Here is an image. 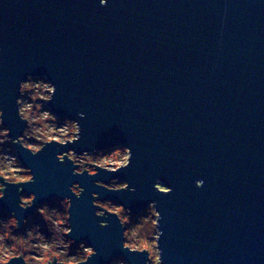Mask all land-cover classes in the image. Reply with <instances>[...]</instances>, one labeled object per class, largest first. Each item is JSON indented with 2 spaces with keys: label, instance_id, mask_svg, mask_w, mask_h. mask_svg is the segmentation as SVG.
I'll list each match as a JSON object with an SVG mask.
<instances>
[{
  "label": "water",
  "instance_id": "1",
  "mask_svg": "<svg viewBox=\"0 0 264 264\" xmlns=\"http://www.w3.org/2000/svg\"><path fill=\"white\" fill-rule=\"evenodd\" d=\"M29 75L55 86L47 106L78 122L81 138L37 157L16 146L35 183L19 195L8 186L0 211L23 226L39 205L69 198L68 239L96 251L89 264H146L122 249L115 217L99 227L92 197L132 216L155 202L163 264H264V0H0V110L12 139L26 127L16 100ZM118 147L132 156L116 175L74 176L56 159ZM113 179L136 191L94 183ZM23 194L37 197L27 211Z\"/></svg>",
  "mask_w": 264,
  "mask_h": 264
},
{
  "label": "clouds",
  "instance_id": "2",
  "mask_svg": "<svg viewBox=\"0 0 264 264\" xmlns=\"http://www.w3.org/2000/svg\"><path fill=\"white\" fill-rule=\"evenodd\" d=\"M100 7H107L108 0H99ZM56 94V88L44 79L36 80L29 75L26 80L19 84V97L16 100L17 115L19 120L26 124L23 134L12 139L10 129L3 127L4 112L0 110V201L5 199V192L8 186H18V195L23 193L24 187L35 183V177L31 169L21 166L13 150L16 146L19 149L37 157L42 151L50 146L58 148L67 147L79 143L81 138V127L78 122L64 120L61 122L44 106L50 104ZM80 119H84L81 113ZM12 147L5 148L6 145ZM131 149L118 147L107 154L104 152L85 151L78 155L75 151L69 150L66 153L56 156L61 165L66 161L70 162L74 176H83L85 173L89 178L96 177L100 171L116 175L130 167ZM96 187L110 193L131 191L127 183H118L113 179L110 184L94 182ZM197 188L203 187V181H197ZM155 191L161 195L168 196L172 189L162 186L159 182L154 185ZM72 196L79 200L84 189L79 184L69 188ZM37 197L29 195L25 198L20 195L19 209L27 211L34 207ZM92 206L97 209L95 217L102 222L100 228L109 227L108 217H115L122 232V249L130 254H146V264H163L162 251L159 247V240L162 232L160 228V213L157 211L155 202H151L146 214L137 218L132 223L131 210L123 205L114 204L111 201L101 202L97 194H93ZM63 211L57 208H50L43 205L36 209L37 214L42 218L49 236H45L41 226L36 224L29 226L28 220L21 221L16 218L13 212L6 219L0 218V264H89L97 253L92 247H86L81 243L75 255H70L74 240L68 239L73 229L70 226L72 200L65 198L60 202ZM113 264H124L123 260L114 261Z\"/></svg>",
  "mask_w": 264,
  "mask_h": 264
},
{
  "label": "rangeland",
  "instance_id": "3",
  "mask_svg": "<svg viewBox=\"0 0 264 264\" xmlns=\"http://www.w3.org/2000/svg\"><path fill=\"white\" fill-rule=\"evenodd\" d=\"M34 79H36V80H40L39 78H36V77H33ZM45 80V79H44ZM46 82V81H45ZM44 109L45 110H49V108H48V106H47V104L44 106ZM54 114V113H53ZM55 115V114H54ZM56 116V115H55ZM57 117V116H56ZM58 118V120L61 122V124H62V122L64 121V120H70V119H61V118H59V117H57ZM3 127H4V125H3ZM5 128V127H4ZM26 128V127H25ZM24 128V129H25ZM22 134H23V132H22ZM21 134V135H22ZM8 147H12V145H6L5 146V148H8ZM99 152V151H98ZM13 155H16L17 156V150H16V148H14V150H13V153H12ZM89 154H93V153H89ZM17 158H18V156H17ZM18 160H19V158H18ZM21 166L22 167H24L22 164H21ZM112 181V180H111ZM111 181H110V183H111ZM117 182L118 183H123V182H119L118 180H117ZM109 183V184H110ZM23 196L25 197V198H27L28 196L27 195H25V194H23ZM63 201V200H62ZM101 202H104V201H102V200H100ZM60 202H61V200H57V199H55V200H52V201H50V202H47V203H44V204H41V205H39L37 208H39V207H41V206H43V205H48L50 208H57L58 210H60V211H63V209L60 207ZM112 202V201H111ZM146 210L147 209H145V211H143L142 212V214L140 215V216H143V215H145L146 214ZM8 216H10V214H8V213H6L5 211L3 212V211H0V218H4V219H6ZM27 220H28V223H29V226H32V225H36V224H38V225H40L41 226V229H42V231H43V233H44V235L45 236H49V233L47 232V229L45 228V226H44V223H43V221H42V218L37 214V212L35 211V213L32 215V216H30V217H28L27 218ZM23 230V226H22V228H21V231ZM75 244V243H74ZM81 243H79V245H80ZM78 245V244H77ZM75 250H73L72 248H71V253L72 252H74ZM117 260H122V259H120V258H118V259H114L113 260V262L114 261H117ZM113 262H111L110 264H113ZM124 264H127L126 262H124Z\"/></svg>",
  "mask_w": 264,
  "mask_h": 264
},
{
  "label": "trees",
  "instance_id": "4",
  "mask_svg": "<svg viewBox=\"0 0 264 264\" xmlns=\"http://www.w3.org/2000/svg\"><path fill=\"white\" fill-rule=\"evenodd\" d=\"M114 149H116V148H109V149H107V150L99 151V152H104L105 154H107L108 152H110V151H112V150H114ZM141 214H142V213H141ZM141 214H137V215H134V216L131 215V219H132V223H133V224H135V223L137 222V218L140 217ZM85 246L87 247L86 244H85ZM78 247H79V244H78V245H77V244H73V245H72V249L75 250V251L72 252V253L70 252V255H75V254H76V251H77V249H78Z\"/></svg>",
  "mask_w": 264,
  "mask_h": 264
}]
</instances>
